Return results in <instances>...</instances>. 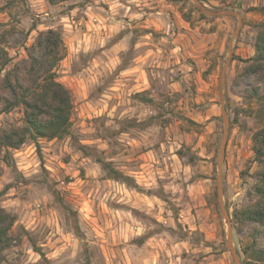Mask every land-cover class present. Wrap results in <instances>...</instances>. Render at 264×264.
<instances>
[{"label": "rangeland", "instance_id": "obj_1", "mask_svg": "<svg viewBox=\"0 0 264 264\" xmlns=\"http://www.w3.org/2000/svg\"><path fill=\"white\" fill-rule=\"evenodd\" d=\"M198 1L238 13L241 26L192 0H0V43L10 58L1 77L23 73L40 32L59 31L66 57L56 73L74 104L69 136L13 151L15 171L0 162V192L10 187L0 209L17 219L2 264H236L230 246L246 263L252 226L235 223L233 213L250 203L256 183L252 137L264 128V101L245 92H264V82L241 73L254 55V25L264 19L251 10L264 0ZM213 32L217 44L203 51ZM189 42L207 62L188 54L179 62L177 49ZM1 107L0 129L22 126L21 108ZM95 156L138 188L109 179Z\"/></svg>", "mask_w": 264, "mask_h": 264}, {"label": "trees", "instance_id": "obj_2", "mask_svg": "<svg viewBox=\"0 0 264 264\" xmlns=\"http://www.w3.org/2000/svg\"><path fill=\"white\" fill-rule=\"evenodd\" d=\"M50 5H57L68 0H45ZM264 16V7L255 8ZM188 21V20H187ZM256 37L254 55L246 60L242 77L255 76L264 82V19L254 25ZM0 43V67L4 70L10 63L9 54ZM28 61L23 73L7 71L0 74L1 112L9 113L16 108L22 109L23 124L10 129H0V162L12 171L16 170L13 151L19 150L28 142L36 144L40 140H61L71 134V116L74 108L70 90L58 80L57 68L66 57V47L59 31L49 29L40 32L35 43L27 49ZM232 60H235L233 58ZM247 99L264 101V92L260 88L246 89ZM145 102L150 103L152 99ZM131 126L147 127L148 122H130ZM254 162L258 166L256 183L249 193L250 203L233 213V220L240 225H251V242L243 247L245 264H264V128L252 137ZM86 155L92 156L87 147H81ZM109 179L121 181L129 187L138 188L135 181L116 169L111 162L95 156ZM7 186L0 196L7 193ZM16 217L0 209V264L5 261V251L13 242L11 230L16 224Z\"/></svg>", "mask_w": 264, "mask_h": 264}, {"label": "water", "instance_id": "obj_3", "mask_svg": "<svg viewBox=\"0 0 264 264\" xmlns=\"http://www.w3.org/2000/svg\"><path fill=\"white\" fill-rule=\"evenodd\" d=\"M194 2V4L196 5V7L198 9H200L203 13H206L210 16H216V15H222V16H234L237 17L239 19V24L241 26V17L238 13L235 12H229V11H221V12H212L209 11L208 9H206L198 0H192ZM238 32V30H237ZM230 60L226 63V65L223 68L222 71V81H221V85L222 88L225 85V74H226V69L228 67ZM223 97V94H222ZM222 111H223V117H224V123H225V129H224V134H223V139H222V143H221V147H220V151H219V156H218V168H219V173H218V196L219 199L221 201L222 195H223V182H222V166H223V159L225 156V150H226V145H227V136H228V117H227V113L225 110L224 105H222ZM222 207V204H221ZM223 213L225 215V219L228 221L229 225L230 223V219L228 216V213L226 212V210L222 207ZM230 230H231V226H230ZM230 250L231 253L235 259V263L236 264H241L240 263V259L238 257V254L236 253V251L234 250V248L232 246H230Z\"/></svg>", "mask_w": 264, "mask_h": 264}, {"label": "crops", "instance_id": "obj_4", "mask_svg": "<svg viewBox=\"0 0 264 264\" xmlns=\"http://www.w3.org/2000/svg\"><path fill=\"white\" fill-rule=\"evenodd\" d=\"M180 28L182 29L181 31H185L186 33L191 31L189 25L185 22L180 23ZM180 34H181V38H183V35L181 32H180ZM125 37L128 38L129 33L128 34L126 33ZM203 40H204L203 51L212 49L217 44L218 32H215V33L213 32V33L205 36V38ZM119 44H120L119 42L115 43L114 47L115 46L119 47ZM188 46H191L190 42L188 44H186V43L181 44L180 47H178L177 50L179 52L178 51L177 52L179 53V62H180V59L183 58L184 55H187V54L189 56L195 58L197 64H200V62H207V60L205 59V56L203 54L200 56L196 55L195 53L189 51L190 48L188 49ZM175 52H176V50H175Z\"/></svg>", "mask_w": 264, "mask_h": 264}]
</instances>
